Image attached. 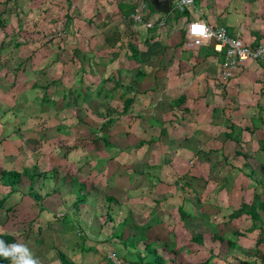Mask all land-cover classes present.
Masks as SVG:
<instances>
[{"label":"crops","instance_id":"obj_1","mask_svg":"<svg viewBox=\"0 0 264 264\" xmlns=\"http://www.w3.org/2000/svg\"><path fill=\"white\" fill-rule=\"evenodd\" d=\"M138 1L0 0V234L41 264H105L96 241L126 264H264V60L224 82L212 41L184 37L203 20L263 43L264 0H145L151 29Z\"/></svg>","mask_w":264,"mask_h":264},{"label":"built area","instance_id":"obj_2","mask_svg":"<svg viewBox=\"0 0 264 264\" xmlns=\"http://www.w3.org/2000/svg\"><path fill=\"white\" fill-rule=\"evenodd\" d=\"M193 0H173L172 8L183 12L185 7L191 6ZM145 0H139L131 15L134 23L140 24L144 29L153 28L151 22L144 21L143 11L145 9ZM159 27L165 25L164 20L157 22ZM197 29H203L198 31ZM185 44L189 48L200 47L203 44L212 41V51L223 55L221 80H229L236 69H239L248 61L264 60V42L255 46H248L243 43L239 37H230L223 28H214L208 26L203 20L189 22L185 28ZM109 259L113 264H121L115 254H110Z\"/></svg>","mask_w":264,"mask_h":264},{"label":"rangeland","instance_id":"obj_3","mask_svg":"<svg viewBox=\"0 0 264 264\" xmlns=\"http://www.w3.org/2000/svg\"><path fill=\"white\" fill-rule=\"evenodd\" d=\"M102 197H104V196H102ZM102 197L100 199L101 202H102L101 207H100V204L97 203L98 211L96 213L95 212L93 213V211H91L89 213V220H90L91 225L95 226V228H94L95 232L94 233H96L97 230H99L100 232H105L106 235H108L110 233V230L112 231L113 226H116L115 223H114L116 221V216L113 217L114 215L111 214V215H108L109 217L107 218V215L104 213V211H105L104 199L105 198L103 199ZM76 216H77V218H82V213L79 212V213L73 215V219H75ZM115 229H116V227H115ZM125 230L127 232H129V229L125 228ZM74 236L78 240H80V241L83 240L84 241L85 237H86V230H82V228H80L79 226L78 227H74ZM96 243H97L96 246L98 248H101V251H102L101 255H102V257H104L103 261L105 262V264H113L111 262V260L109 259V255L110 254H115L116 255V253H117V252L112 250L113 247L109 246V245H106V244H103L102 241H96ZM26 245H28V244H26ZM104 245L108 246V247L105 248ZM77 246L78 245H74V247H77ZM66 247H68V245ZM140 247H142V246H140ZM76 249L73 248V252L77 253L78 255H76V254H69V255H65V256L63 255L64 256L63 258L65 260H62L60 258V260L58 259L60 261V262L58 261V263L59 264H63V262L65 264H102L103 263L102 260H99V261L98 260L90 261V260H81V259L78 260L76 257L80 258L79 255H81V250H79L77 252ZM130 260L131 259H129V261ZM119 261L121 262V264H126V262H127L126 260L123 261L122 259H120Z\"/></svg>","mask_w":264,"mask_h":264},{"label":"clouds","instance_id":"obj_4","mask_svg":"<svg viewBox=\"0 0 264 264\" xmlns=\"http://www.w3.org/2000/svg\"><path fill=\"white\" fill-rule=\"evenodd\" d=\"M0 260H7L9 264H41L30 247L23 242H7L0 238Z\"/></svg>","mask_w":264,"mask_h":264},{"label":"trees","instance_id":"obj_5","mask_svg":"<svg viewBox=\"0 0 264 264\" xmlns=\"http://www.w3.org/2000/svg\"><path fill=\"white\" fill-rule=\"evenodd\" d=\"M8 180H10L9 182L10 183H16V177H15V174L14 173H11L10 175H9V177H8ZM31 194V193H30ZM31 196H32V198L34 199V200H38V197L35 195V194H31ZM107 215V218L109 217L108 215H109V213H107L106 214ZM0 238H2V239H4L5 241H7V242H9V243H11V242H14V239L12 238V236L11 235H9V234H0ZM131 246H133V247H135L136 248V244H133V243H131L130 244ZM150 249V248H149ZM136 253H138L137 251L135 252V254ZM62 260H65L64 258H63V256H61L60 257ZM137 261H136V263L135 264H160L159 262V260H157V258L156 257H154V258H152V259H150L149 261H147V260H145V258H143V257H141L140 256V253L139 254H137ZM0 264H9V262L7 261V260H0ZM63 264H65L64 262H63Z\"/></svg>","mask_w":264,"mask_h":264},{"label":"water","instance_id":"obj_6","mask_svg":"<svg viewBox=\"0 0 264 264\" xmlns=\"http://www.w3.org/2000/svg\"><path fill=\"white\" fill-rule=\"evenodd\" d=\"M172 2L173 0H150V6L153 10L157 11V8L159 12L161 13H167L170 10H173L172 8Z\"/></svg>","mask_w":264,"mask_h":264},{"label":"snow or ice","instance_id":"obj_7","mask_svg":"<svg viewBox=\"0 0 264 264\" xmlns=\"http://www.w3.org/2000/svg\"><path fill=\"white\" fill-rule=\"evenodd\" d=\"M198 31H203V29H197Z\"/></svg>","mask_w":264,"mask_h":264}]
</instances>
